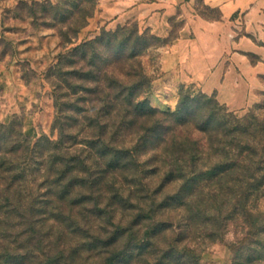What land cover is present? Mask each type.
<instances>
[{
  "label": "trees",
  "instance_id": "trees-1",
  "mask_svg": "<svg viewBox=\"0 0 264 264\" xmlns=\"http://www.w3.org/2000/svg\"><path fill=\"white\" fill-rule=\"evenodd\" d=\"M97 4L62 14L68 44ZM177 39L123 27L68 48L49 81L56 137L0 126V264H200L207 243L264 264V102L239 117L182 87L173 111L152 107L141 59Z\"/></svg>",
  "mask_w": 264,
  "mask_h": 264
},
{
  "label": "rangeland",
  "instance_id": "rangeland-1",
  "mask_svg": "<svg viewBox=\"0 0 264 264\" xmlns=\"http://www.w3.org/2000/svg\"><path fill=\"white\" fill-rule=\"evenodd\" d=\"M130 1L98 0L86 27L70 34L69 37L75 38L68 44L62 36L67 31V25L61 18L65 11L74 9L71 7L74 0H0V126L15 122L32 138L33 143L45 137H56L52 124L58 110L49 81L58 55L64 54L68 48L91 41L103 31L116 32L123 27L134 28L146 37L164 38L170 35L189 39L194 37L189 24L192 16L206 21L219 16L218 11L208 9L204 0H187L186 12L178 8L164 32L159 27H146L143 20H146L147 14L140 12V0L128 4ZM45 2L54 8L44 9L47 6ZM237 17L233 16L234 19ZM78 18L74 15L72 19L77 21ZM199 32L195 31L198 37L194 45L178 49L180 64L170 61L171 44L150 49L144 54L141 59L143 67L153 79L148 97L150 105L161 111H173L180 89L187 87L208 96L215 94L220 104L243 117L255 105L264 102V82L259 76L252 78L249 70L251 63L245 53L239 52L243 57L232 59L229 49L220 58L229 41L221 38L218 41L215 30L210 38L203 37V31ZM227 32L232 40L251 37L244 35L241 28ZM220 36L223 37L224 33ZM240 44L249 52L255 48L251 41H241ZM164 58H167L165 65ZM63 102V99L60 100V103ZM226 239L230 242L233 237L230 234ZM200 253V264H232L233 255L224 244H203Z\"/></svg>",
  "mask_w": 264,
  "mask_h": 264
},
{
  "label": "crops",
  "instance_id": "crops-1",
  "mask_svg": "<svg viewBox=\"0 0 264 264\" xmlns=\"http://www.w3.org/2000/svg\"><path fill=\"white\" fill-rule=\"evenodd\" d=\"M187 0H140L142 14H147L146 20H143V24L151 29L161 28L164 32L168 29V22L176 13L177 9L181 8L185 11ZM206 6L212 9H218L221 13L222 19L220 21H206L198 16H192L189 20L190 27L194 32V37L189 39H178L171 44L172 57L170 61L172 63L180 64L179 56L177 54L180 47H189L194 45L197 40V34L195 31H203L201 35L203 37H209L215 30L217 40L220 38L223 41H229L220 58H222L229 49L232 59L237 56L240 58L242 53H253L260 57L262 62L256 65H250V73L252 78L256 76L264 75V47L259 46L256 42L264 43V0H204ZM129 2V1H128ZM127 2V3H128ZM133 3L134 0H131ZM134 4V3H133ZM234 15H238L237 18H233ZM160 25V26H159ZM233 26V27H232ZM233 28H241L244 31V35L251 36L250 38L242 36L235 40L230 39L227 36V31H233ZM213 31V32H212ZM199 32V33H200ZM198 33V34H199ZM220 33H224L221 37ZM226 33V34H225ZM163 35V33H160ZM241 41H251L254 44L253 52L244 50L241 47ZM256 41V42H253ZM169 54V55H171ZM243 57V56H242ZM167 58L163 59V63ZM248 65V63H245ZM229 71V70H228ZM231 71V70H230ZM251 85V84H250ZM252 86H255L252 84ZM219 94V92H218ZM220 96V94H219ZM222 100V99H221ZM224 102V100H222ZM226 103V102H224ZM227 104V103H226Z\"/></svg>",
  "mask_w": 264,
  "mask_h": 264
}]
</instances>
